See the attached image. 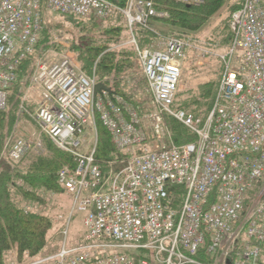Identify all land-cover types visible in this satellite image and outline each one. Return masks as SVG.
Returning <instances> with one entry per match:
<instances>
[{
	"label": "built area",
	"instance_id": "obj_1",
	"mask_svg": "<svg viewBox=\"0 0 264 264\" xmlns=\"http://www.w3.org/2000/svg\"><path fill=\"white\" fill-rule=\"evenodd\" d=\"M159 0H0V111L43 30V10L61 16L106 19L121 14L129 31L155 36L168 14ZM192 5L199 0H168ZM229 49L218 55L222 72L204 120L173 110L181 63L192 46L165 38L139 49L137 61L147 98L129 104L123 95L80 71L71 56L35 60L29 84L38 89L34 121L40 135L74 159L57 173L72 200L69 218L84 215L80 243L27 264H259L264 250V0H243L231 13ZM192 62H207L200 51ZM203 64V63H202ZM108 87V86H106ZM141 97V98H139ZM95 114L121 158L96 159L86 132ZM195 137L175 146L165 117ZM35 135L13 140L2 155L19 163L41 146ZM102 165H106L104 168ZM25 212L30 207L24 208Z\"/></svg>",
	"mask_w": 264,
	"mask_h": 264
},
{
	"label": "trees",
	"instance_id": "obj_2",
	"mask_svg": "<svg viewBox=\"0 0 264 264\" xmlns=\"http://www.w3.org/2000/svg\"><path fill=\"white\" fill-rule=\"evenodd\" d=\"M199 1L200 5L193 6L178 4L168 0H159L156 2V8L168 14V19L163 22L169 23L175 28L196 31L224 5L226 0ZM242 1L239 0L238 4L232 8L226 25H222L221 29L214 35L216 42L219 43L218 46L226 50L229 49L232 42V34L228 26L229 18L231 13L241 6ZM118 3L123 5V2ZM47 13L49 12L43 10V30L35 51L18 67L17 82L9 91L5 110L0 111V155L16 120L19 90L25 87L29 81L33 73V71L30 72V67H34V62L39 57L40 50L50 46L51 31L56 28L54 24H51L45 18ZM67 17L74 20L88 21L85 26H76L79 35L73 36L75 41L73 40L71 43V49L77 55V62L80 68L87 74H92L94 71L95 75L101 77H105V75L116 76L128 65L130 66L132 54L110 50L112 45L119 40L110 43L105 39V37H110L107 35L114 36L117 31L123 33L125 29L130 38L135 40V45L139 49L154 48L158 38L153 33L139 26H134L129 31L125 18L119 13H114L106 19H99L95 15L88 18ZM121 22L124 23V26H120ZM210 43L212 45L215 44H213L212 40ZM135 45L132 44L134 47L133 54L137 60ZM220 70L222 72V66ZM219 79L220 75L216 84L209 82L199 86V96L193 95L190 100H184L180 107L191 113L204 109L208 115L213 105ZM98 81L101 80L98 79ZM112 91L116 94H121L114 90ZM199 97L202 100H198ZM99 124V141L95 157L97 160H114L116 159L114 158L116 156L115 152L118 155L120 153L112 146L110 137L105 131L106 129L101 123ZM170 124L174 141L177 144H186L189 141L192 142L193 138H195L191 132L189 133L187 129H184L179 124L175 122ZM49 149V157L31 155L25 159L21 167H16L12 172L0 165V264H7L10 253L15 256L20 264H27L38 257V254L47 244L48 233L52 228L51 219L44 214L25 212L18 204L40 201L39 193L41 191L59 192L61 188L58 186L56 179L58 171L65 166L74 167L75 163L72 156L66 153L63 154L53 148ZM112 150H115V152L113 153ZM18 182H20L19 185L17 184ZM262 255H264V250Z\"/></svg>",
	"mask_w": 264,
	"mask_h": 264
},
{
	"label": "rangeland",
	"instance_id": "obj_3",
	"mask_svg": "<svg viewBox=\"0 0 264 264\" xmlns=\"http://www.w3.org/2000/svg\"><path fill=\"white\" fill-rule=\"evenodd\" d=\"M239 0H226L224 5L209 18V20L201 26L196 31H189L184 29L175 28L169 23L166 22H156L155 30L158 33L157 40L155 42L154 47L159 45L165 38H169L172 36L185 38L187 42L192 46V52L189 55V58L184 60L181 63V77L179 80L178 90L176 94V99L174 102L173 110L182 111L187 115H191L195 118H199L204 120L207 115V111L201 109L199 111H194L195 113L188 112L182 107L180 104L184 100H190L193 95L199 96V86L206 83H217L219 75H221L220 67L222 66L220 61L218 60V55H223L227 50L223 47L218 46V42H216V37L214 36L219 29H221L222 25H226L227 18L229 17L232 8L237 5ZM179 4V3H178ZM201 3L197 4L200 5ZM196 6L195 4H192ZM48 12V11H47ZM45 18L51 23L54 24L56 28L51 31V43L49 47L40 50L39 58L44 55L43 60H60L62 56L68 55L73 58V60L77 63L79 69L80 65L77 62V55L71 49L72 41H75L76 36L79 35L77 31L78 26L87 25L88 21L83 20H74L67 16H61L56 13H47ZM120 26H124V23L121 22ZM81 30V29H80ZM122 31V30H121ZM76 34V35H75ZM121 34V35H120ZM120 35V36H119ZM74 36V37H73ZM108 38L105 37L106 41L110 43H114L119 40L117 43H114L110 50L116 52H127L132 54L130 59V66L128 65L125 69L120 71L119 75H105V77H101L99 75H95L94 71L92 74H87L82 69L83 73L88 76H94L97 80H101L104 82L108 88L116 91L117 93H121L129 104H136V96H141L142 98H147L146 86L144 80L142 78V74L140 72V66L136 57H134V47L132 46L131 38L128 33L125 31L120 33L119 31ZM114 37V38H113ZM213 41V44L210 41ZM116 44V45H115ZM208 51L211 52L210 58L206 57L207 62L202 59L201 62H192L191 57L195 56L200 57V51ZM38 59V57H37ZM99 60V59H97ZM35 70L34 67H30V72ZM33 74V73H32ZM30 81V79H29ZM29 81L26 83L25 87L19 90V102L17 104V115L15 123L11 129L10 134L8 135V139L10 136L13 137V140L16 138H20L23 136L35 135L33 137V141L38 142L41 146L38 151H30L19 163L10 162L6 156H3L2 153L0 155V165L7 168L9 172L14 171L16 167H21L25 159L29 156H42L49 157L50 149L53 148L55 150L60 151L51 141L44 138L43 135H40L38 127L34 121V114L37 108L38 103V89L34 86H30ZM139 97V98H141ZM198 100H202V98H198ZM173 120V121H172ZM175 122L180 126L184 127L179 121L165 117L166 127L168 128L172 143L175 146L183 145L177 144L174 141L173 133L171 131L170 123ZM99 118L98 115L95 114V124L93 128H89L86 132V138L90 144H95L98 149V141H99ZM184 129H187L184 127ZM106 131V130H105ZM190 133V131L187 129ZM107 132V131H106ZM108 134V132H107ZM109 136V134H108ZM194 137V135H192ZM110 137V136H109ZM8 139L5 141L4 146L6 145ZM195 138H193L194 140ZM111 140V139H110ZM192 140V142H193ZM191 141H189L190 143ZM188 143V142H187ZM112 144V143H111ZM4 149V148H3ZM113 149V148H112ZM113 153L115 150H112ZM3 152V151H2ZM114 158L120 157L121 155L117 152ZM65 154V153H63ZM118 155V156H117ZM100 162L106 164L109 160L98 159ZM112 160V159H110ZM104 168L106 165H102ZM18 185L20 182L17 183ZM40 201H31V202H22L19 205L22 209L25 207H30L29 212H34L37 214L47 215L52 221V228L48 233V240L46 246L43 250L38 254V257L35 259L44 258L50 254H54L56 250L62 247L64 236L63 231L66 232V246L71 247L80 243L83 235H84V227H83V218L84 215L78 212L73 213V215L69 218L70 211L72 208V200L60 190L57 193L41 191L39 193ZM7 264H20L17 262L15 256L10 253L8 256ZM260 264H264V255H262Z\"/></svg>",
	"mask_w": 264,
	"mask_h": 264
},
{
	"label": "water",
	"instance_id": "obj_4",
	"mask_svg": "<svg viewBox=\"0 0 264 264\" xmlns=\"http://www.w3.org/2000/svg\"><path fill=\"white\" fill-rule=\"evenodd\" d=\"M110 1H112V2H122V1H124V0H110ZM102 90H105V91H107V92H109V93L111 92L110 88L104 86L103 84H97V85H95V87H94V90H93V96L95 97L96 94H97L98 92L102 91Z\"/></svg>",
	"mask_w": 264,
	"mask_h": 264
}]
</instances>
